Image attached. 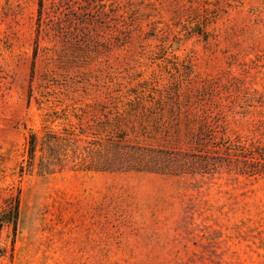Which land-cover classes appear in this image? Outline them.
<instances>
[{
	"label": "rangeland",
	"instance_id": "obj_1",
	"mask_svg": "<svg viewBox=\"0 0 264 264\" xmlns=\"http://www.w3.org/2000/svg\"><path fill=\"white\" fill-rule=\"evenodd\" d=\"M228 141L264 143V0H0V264H264Z\"/></svg>",
	"mask_w": 264,
	"mask_h": 264
},
{
	"label": "trees",
	"instance_id": "obj_2",
	"mask_svg": "<svg viewBox=\"0 0 264 264\" xmlns=\"http://www.w3.org/2000/svg\"><path fill=\"white\" fill-rule=\"evenodd\" d=\"M41 6V3H40ZM55 135H48V138L45 140L46 144L49 146L51 141L56 139ZM37 146V136L35 133L30 132L26 141V150L28 154V165L29 162H33L36 153ZM225 154L226 156H231L232 152L235 153L233 155L236 156L238 161H242L244 163V169H242V173L246 174H264V143L260 141H253L249 144H242L240 141H228L224 144ZM253 160V161H252ZM248 164V165H246ZM253 164V165H251ZM40 168L46 169L52 165L50 162L44 159L42 155L40 157L39 162ZM246 165V166H245ZM18 202L14 204L12 210L9 209L4 214L0 215V224L3 219H10L12 216L17 215Z\"/></svg>",
	"mask_w": 264,
	"mask_h": 264
}]
</instances>
